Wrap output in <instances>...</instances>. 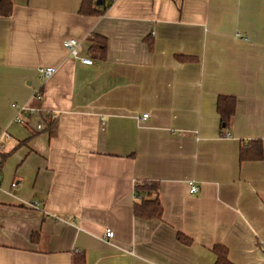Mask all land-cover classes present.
I'll list each match as a JSON object with an SVG mask.
<instances>
[{"label":"crops","instance_id":"crops-1","mask_svg":"<svg viewBox=\"0 0 264 264\" xmlns=\"http://www.w3.org/2000/svg\"><path fill=\"white\" fill-rule=\"evenodd\" d=\"M12 1L0 17V264H214L215 244L231 264H264V0H105L102 14ZM93 33L104 59L88 50ZM41 66L55 68L43 81ZM218 95L236 98L225 129ZM14 102L54 115V132L37 116L14 122ZM252 139L263 159L240 162ZM139 180L158 183L160 219L133 215Z\"/></svg>","mask_w":264,"mask_h":264},{"label":"trees","instance_id":"trees-1","mask_svg":"<svg viewBox=\"0 0 264 264\" xmlns=\"http://www.w3.org/2000/svg\"><path fill=\"white\" fill-rule=\"evenodd\" d=\"M97 0H82L80 12L83 14H102L108 6L104 4L105 0H101L99 6L95 5ZM100 8V9H98ZM13 12L12 0H0V17H9ZM90 43L89 52L96 59H104L106 55L107 41L106 38L97 33L90 34L88 39ZM180 61H191L195 59L191 56L177 55ZM236 98L232 95H218L216 99V112L219 116L221 129L227 128L231 118L235 114ZM40 121L44 124V131L50 134L54 132L57 118L48 113H41ZM2 163L7 157L4 152L2 155ZM263 159L262 143L259 139L243 141L239 150V161L245 160H261ZM1 163V165H2ZM162 205L158 199V183L156 181L139 180L134 185V201L132 204L133 215L141 219H160L162 217ZM177 239L189 244L190 239L181 233H177ZM213 253L216 255L214 264H231L227 258V248L220 244L212 247ZM85 258L83 254H74L72 264H84Z\"/></svg>","mask_w":264,"mask_h":264},{"label":"built area","instance_id":"built-area-1","mask_svg":"<svg viewBox=\"0 0 264 264\" xmlns=\"http://www.w3.org/2000/svg\"><path fill=\"white\" fill-rule=\"evenodd\" d=\"M237 36L241 37L242 39H245L247 40V37L246 36H242L241 33H237L236 34ZM78 41L75 39V38H65L63 40V46L68 50L69 54L73 57V59L79 61L80 63L84 64V65H92L93 64V60L88 57V56H81L78 52ZM55 71V68L53 67H38L37 68V72L39 74V77H40V80L43 81L47 78H49ZM41 98H42V91H41V86L36 89L32 96H31V99H33L34 101L36 102H39L41 101ZM11 107L12 109L14 110V116H13V121L16 122V123H19V124H29V120L31 117L33 116H37L39 118L40 114L45 112V113H48L49 112H46L44 111L41 107L39 106H35V105H31L27 102H24V103H17V102H14V103H11ZM147 113H144L142 115L143 118H146L147 117ZM35 129L37 131H41L44 129V124L40 121L36 123L35 125ZM4 138L5 139H9L10 138V133H8L7 131H4ZM225 136H229V132H225ZM5 152V145H4V142H2L0 140V165L2 163V157L1 155ZM188 191L190 194H195L198 192L199 190V187L197 184H195L194 182H190L188 184ZM16 184L14 182H12L11 184V187L12 188H15ZM34 207H37V205L39 203L37 202H33L31 203ZM114 235V232L110 229H106L105 230V237L107 238H112ZM260 248H261V251L264 252V240L260 242Z\"/></svg>","mask_w":264,"mask_h":264},{"label":"water","instance_id":"water-1","mask_svg":"<svg viewBox=\"0 0 264 264\" xmlns=\"http://www.w3.org/2000/svg\"><path fill=\"white\" fill-rule=\"evenodd\" d=\"M100 4H101V0H97L96 5H100Z\"/></svg>","mask_w":264,"mask_h":264}]
</instances>
